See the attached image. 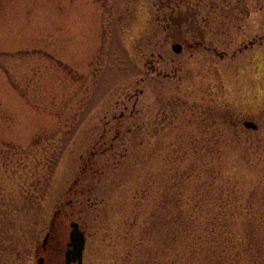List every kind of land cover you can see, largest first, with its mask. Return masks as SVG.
Instances as JSON below:
<instances>
[{"label": "rangeland", "instance_id": "obj_1", "mask_svg": "<svg viewBox=\"0 0 264 264\" xmlns=\"http://www.w3.org/2000/svg\"><path fill=\"white\" fill-rule=\"evenodd\" d=\"M228 113L233 143L264 151V0H0V211L17 224L0 264H64L73 221L84 264L166 262L167 199L190 162L227 155L200 148L227 147ZM246 170L224 190L264 212V155Z\"/></svg>", "mask_w": 264, "mask_h": 264}, {"label": "trees", "instance_id": "obj_2", "mask_svg": "<svg viewBox=\"0 0 264 264\" xmlns=\"http://www.w3.org/2000/svg\"><path fill=\"white\" fill-rule=\"evenodd\" d=\"M223 116L224 119L215 114V120L219 124L221 121L222 130L214 136L225 139L227 147L214 148L208 146V142L200 150L204 155L213 154V157L219 151L227 155L219 162L204 160L206 167L198 174L194 163L188 164L184 183L188 191H174L167 199L170 204L168 222L173 228L169 238L164 240L162 251L168 255L169 260L164 263L156 260L154 264H194L195 261L198 264H264V252L254 242L258 232L254 219L258 218L262 222L264 212L248 209L251 203L246 191L224 190L226 182L232 187L245 179L248 164L256 158H263L264 151L257 152V155L255 153L253 158L249 144L243 142L238 146L233 143L235 138L231 135L239 137L246 135L247 131L243 134L245 130L234 115L228 113ZM214 149L216 151H212ZM196 178L202 181L197 187L194 184ZM0 187L5 191L6 187ZM199 191L209 192L201 194ZM225 192L232 200L224 198ZM4 214V210H1L0 236L4 235L3 232H7L8 236L0 240L2 242L11 239L17 228L14 217ZM22 232L26 234L27 231L23 229ZM1 251L2 255L7 254Z\"/></svg>", "mask_w": 264, "mask_h": 264}, {"label": "water", "instance_id": "obj_3", "mask_svg": "<svg viewBox=\"0 0 264 264\" xmlns=\"http://www.w3.org/2000/svg\"><path fill=\"white\" fill-rule=\"evenodd\" d=\"M173 49L176 52L182 51L181 44H174ZM244 126L249 129H258V124L254 121L247 120L244 122ZM70 241L68 243V248L65 253V264H84V251L86 248V235L81 229L80 224L76 221L70 223ZM38 264H45V258L39 257Z\"/></svg>", "mask_w": 264, "mask_h": 264}, {"label": "flooded vegetation", "instance_id": "obj_4", "mask_svg": "<svg viewBox=\"0 0 264 264\" xmlns=\"http://www.w3.org/2000/svg\"><path fill=\"white\" fill-rule=\"evenodd\" d=\"M183 32H185L184 30H182ZM180 34H182L180 31H178ZM52 249V248H51ZM44 250H45V252H49V250H50V248H49V246H48V244H47V242L46 243H44ZM53 252L55 251V250H52ZM47 261V260H46Z\"/></svg>", "mask_w": 264, "mask_h": 264}]
</instances>
